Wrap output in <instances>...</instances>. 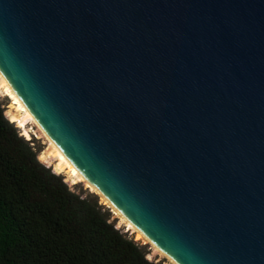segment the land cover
Returning <instances> with one entry per match:
<instances>
[{"label": "water", "instance_id": "95a60500", "mask_svg": "<svg viewBox=\"0 0 264 264\" xmlns=\"http://www.w3.org/2000/svg\"><path fill=\"white\" fill-rule=\"evenodd\" d=\"M0 72L170 264H264V0H0Z\"/></svg>", "mask_w": 264, "mask_h": 264}, {"label": "trees", "instance_id": "16d2710c", "mask_svg": "<svg viewBox=\"0 0 264 264\" xmlns=\"http://www.w3.org/2000/svg\"><path fill=\"white\" fill-rule=\"evenodd\" d=\"M16 123L0 102V264L167 262L148 258V245L118 228L94 191L72 190L41 162Z\"/></svg>", "mask_w": 264, "mask_h": 264}, {"label": "rangeland", "instance_id": "374dc122", "mask_svg": "<svg viewBox=\"0 0 264 264\" xmlns=\"http://www.w3.org/2000/svg\"><path fill=\"white\" fill-rule=\"evenodd\" d=\"M0 102L4 104L5 115L7 117H9L12 114H16L19 119L23 120L24 127L20 128L21 132H24L25 129L29 132L30 134L29 138L33 137L35 145L41 149L40 152L38 153L39 160L43 162L45 165L49 166L52 170H54L55 164L59 161L58 160L59 156L57 154L55 147L49 141L47 136L41 131V129L32 121L31 117L27 115L25 110L17 112L14 107H9V104L11 103L15 104L17 100L13 93L7 91L6 87L4 86V82L1 79H0ZM71 172L73 174L75 173L74 170H72ZM60 174L63 175L64 180L68 183L69 187H71L72 190H75L77 192L84 191L85 193L86 192L93 193L94 189L91 187L90 184H87L85 182V180L80 176V173L76 172L72 178H69L65 172H62ZM101 200H102L101 202L105 201L102 198ZM112 210L113 212L112 211L111 212L113 214V218H116V225L118 228L122 229L124 232H127L129 236L131 237L133 236L134 240H139L141 244L148 245L147 247L149 251L148 258L157 261L166 259L165 257H163V255L159 252V250L156 247H154L150 243H147V240L141 234H139L134 228L128 226L127 222L123 218H121L117 212H115V209L112 208ZM126 227H128L130 231H128ZM166 261L167 262H165V264H168L169 261L167 259Z\"/></svg>", "mask_w": 264, "mask_h": 264}, {"label": "bare ground", "instance_id": "6f19581e", "mask_svg": "<svg viewBox=\"0 0 264 264\" xmlns=\"http://www.w3.org/2000/svg\"><path fill=\"white\" fill-rule=\"evenodd\" d=\"M0 79L4 82V86L6 87L7 91L10 93H13L17 102L15 104H9V107H14L15 110L17 112H20L22 110H25L27 115H29L32 119V121L41 129V131L47 136V138L49 139V141L52 143V145L55 147L57 154L59 156L58 158V162L55 164V169L53 170L56 173H62L65 172L69 178H72L73 175L78 172L80 173V176L85 180V182L87 184H90L91 187L94 189L95 193H100L98 191V189L96 187H94L86 178L85 176L79 171V169L73 164V162L65 155V153L60 149V147L58 145L55 144V142L49 137V135L44 131V129L41 127V125L37 122V120L35 119V117L32 115L31 111L27 108V106L24 104V102L22 101V99L19 97V95L15 92V90L11 87V85L8 83V81L6 80V78L2 75V73L0 72ZM11 121H15L18 122L20 127H24V122L22 119H19L17 117L16 114H12L8 117ZM27 139H29V132L25 129L24 132L22 133ZM74 170L75 173L73 174L71 171ZM100 198H102L103 200H105L104 202H106L107 204H109L108 200L105 199L103 196H101ZM102 201V200H101ZM110 205V204H109ZM114 209V208H113ZM115 212H117L121 218H123L126 222L127 225L134 228L139 234H141L145 239V235L131 222L129 221L120 211L115 209ZM147 240V239H146ZM155 247V246H154ZM157 248V247H156ZM158 249V248H157ZM159 250V249H158ZM159 252L163 255V257L165 256V254L159 250Z\"/></svg>", "mask_w": 264, "mask_h": 264}]
</instances>
